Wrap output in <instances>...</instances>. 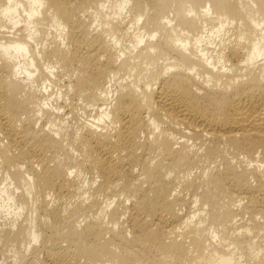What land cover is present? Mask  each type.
I'll return each mask as SVG.
<instances>
[{
	"label": "bare ground",
	"instance_id": "obj_1",
	"mask_svg": "<svg viewBox=\"0 0 264 264\" xmlns=\"http://www.w3.org/2000/svg\"><path fill=\"white\" fill-rule=\"evenodd\" d=\"M0 254L264 264V0H0Z\"/></svg>",
	"mask_w": 264,
	"mask_h": 264
},
{
	"label": "rangeland",
	"instance_id": "obj_2",
	"mask_svg": "<svg viewBox=\"0 0 264 264\" xmlns=\"http://www.w3.org/2000/svg\"><path fill=\"white\" fill-rule=\"evenodd\" d=\"M214 243H216L215 241H214ZM1 255V254H0ZM3 257H1L0 256V264H3V262L5 261L4 259H2ZM3 260V261H2ZM6 262V261H5ZM5 262H4V264H5Z\"/></svg>",
	"mask_w": 264,
	"mask_h": 264
}]
</instances>
